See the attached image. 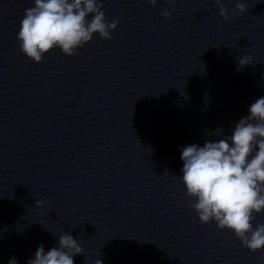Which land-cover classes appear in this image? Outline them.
Listing matches in <instances>:
<instances>
[{"label":"clouds","instance_id":"obj_1","mask_svg":"<svg viewBox=\"0 0 264 264\" xmlns=\"http://www.w3.org/2000/svg\"><path fill=\"white\" fill-rule=\"evenodd\" d=\"M148 2L155 6L157 0ZM165 2L174 5L175 0ZM214 2L225 21L248 11L247 5L237 0L230 17L223 0ZM102 9L103 0H34V6L25 9L16 34L20 50L40 63L56 48L66 56L76 55L94 34L110 40L118 21L109 23ZM162 15L167 18L171 12L164 9ZM249 61L247 56L239 58V65ZM248 113L235 123L231 135H224L218 127L213 134L222 138L206 140L203 146H184L182 175L176 178L182 181L188 206L202 223L214 221L219 229L232 231L243 247L256 252L264 249V224L253 226L255 214L264 211V97L252 103ZM57 242L59 247L47 252L41 244L27 264H74L73 257L83 254L69 232L58 236ZM9 264L18 261L12 257ZM95 264L102 261L97 259Z\"/></svg>","mask_w":264,"mask_h":264}]
</instances>
